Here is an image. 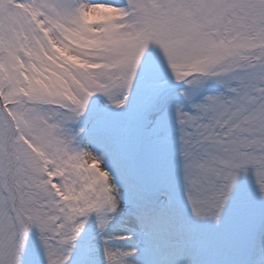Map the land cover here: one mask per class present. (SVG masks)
Here are the masks:
<instances>
[{
	"label": "snow or ice",
	"instance_id": "1",
	"mask_svg": "<svg viewBox=\"0 0 264 264\" xmlns=\"http://www.w3.org/2000/svg\"><path fill=\"white\" fill-rule=\"evenodd\" d=\"M0 264H264V0H0Z\"/></svg>",
	"mask_w": 264,
	"mask_h": 264
}]
</instances>
